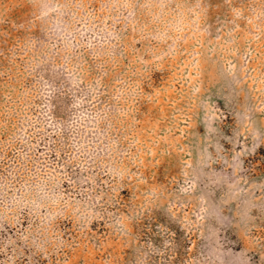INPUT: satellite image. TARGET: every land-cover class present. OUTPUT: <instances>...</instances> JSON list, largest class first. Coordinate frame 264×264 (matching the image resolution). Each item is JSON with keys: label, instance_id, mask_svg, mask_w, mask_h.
Wrapping results in <instances>:
<instances>
[{"label": "rangeland", "instance_id": "374dc122", "mask_svg": "<svg viewBox=\"0 0 264 264\" xmlns=\"http://www.w3.org/2000/svg\"><path fill=\"white\" fill-rule=\"evenodd\" d=\"M0 264H264V0H0Z\"/></svg>", "mask_w": 264, "mask_h": 264}]
</instances>
